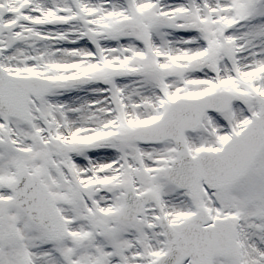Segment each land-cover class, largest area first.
<instances>
[{
    "label": "rangeland",
    "instance_id": "obj_1",
    "mask_svg": "<svg viewBox=\"0 0 264 264\" xmlns=\"http://www.w3.org/2000/svg\"><path fill=\"white\" fill-rule=\"evenodd\" d=\"M0 47L9 74L54 86L32 102L30 122L0 114V264H48L56 247L62 264L154 261L162 253L155 206L119 220L129 186L159 197L172 224L199 207L230 218L232 251L213 264H264V147L235 184L194 198L165 175L176 156L171 140L114 138L160 119L174 100L221 91L237 99L186 133L191 154L220 149L248 128L255 96L264 95V0H0ZM80 74L90 82L67 84ZM64 143L76 155L62 157ZM23 168L63 214L66 240L10 200ZM85 183L91 199L80 193ZM46 241L56 247L39 251Z\"/></svg>",
    "mask_w": 264,
    "mask_h": 264
},
{
    "label": "water",
    "instance_id": "obj_2",
    "mask_svg": "<svg viewBox=\"0 0 264 264\" xmlns=\"http://www.w3.org/2000/svg\"><path fill=\"white\" fill-rule=\"evenodd\" d=\"M6 78L7 77H4V79ZM3 80L0 78V110L2 112L13 114L24 119L27 118V104L29 102L30 95H39L38 91L41 89V87H39L38 83H35L36 85L26 87V85H20L14 80L11 81V78H9V80L8 78L6 79L8 83ZM15 86L19 88V91H16ZM44 93L45 89H42L40 95ZM223 97L225 98L223 100L222 107L217 106L221 105V103L217 101L219 100L218 97H210L196 102H183L181 103V107L177 109L191 107L193 112L192 122H195L201 118L202 113L206 108L213 107L217 108V110H225L235 99V96L230 94H223ZM257 102L260 105V116L256 118L250 130L244 132L241 137H236L234 139L230 146V148H232L231 152L234 153V155L232 157H228L225 154H218V156L216 155L217 157L215 158L217 160L209 161V164L211 163L213 166H215L213 170L221 173L223 177L222 182H220L216 176L207 175L206 171H210L212 169L208 168L206 164L202 166L197 165L196 161L205 159L209 160L213 157L202 156L197 158V160H190L186 148L179 143L180 160L177 161L174 169H172L171 171H175V176L183 181L185 180L184 176L189 174L186 178L189 184H186L185 186L198 187L200 185L201 179L206 176L211 179L207 182L208 184H210V187L212 189H216L222 186L230 185L243 176L245 170L247 169V166L252 162V160L259 153L260 149L264 146V99L258 97ZM152 128L153 127L146 128L144 133L142 131H136L131 135L121 136L118 138V140L140 138L146 141H155L159 139V136L157 134L148 136V133L154 130ZM175 139L178 140L177 138ZM235 149H237L238 152L235 153ZM227 159L230 160L225 161ZM179 165H187L185 168V174H183ZM197 170L206 171L200 177H198L195 175L197 173ZM175 176L171 177L175 179ZM13 191L16 194V202L30 215V217L35 222L45 225L50 230L58 231L60 236H65V233L61 229L58 215L51 205V201L46 193L45 188L39 183L37 177H35L34 175H30L27 170H23L20 173L18 181L15 182L13 186ZM152 200H154V198L151 195L139 196L134 193L132 188H127L125 195L126 202L123 213L121 215V219L128 221L134 220L138 213L142 210L143 206L147 202H150ZM201 214L202 216H205V213L202 210ZM225 222L229 225V222L227 220H224L219 221L214 226H210L207 229L193 230L191 232V234L203 232L202 237L211 238H204V243L202 245V247L204 248L203 255H208L209 260L215 253H228L231 249V234H229V237L220 235L218 238H216V235L214 234L222 228ZM163 228L166 231L169 237L170 244L172 246V251L167 257H164V260L172 259L174 249L176 247L172 233L175 236L182 229V227L174 228L169 226L168 223H164ZM181 231V234L179 233L180 235H178V241L186 243L184 247L182 246V243L179 244V254H183V256H189L191 252L188 249V246L192 245V239L189 238L188 242L185 241L184 235H187V231ZM222 240H225L228 243L223 245ZM181 251H184V253ZM169 264L175 263L172 261ZM207 264H209V261Z\"/></svg>",
    "mask_w": 264,
    "mask_h": 264
},
{
    "label": "bare ground",
    "instance_id": "obj_3",
    "mask_svg": "<svg viewBox=\"0 0 264 264\" xmlns=\"http://www.w3.org/2000/svg\"><path fill=\"white\" fill-rule=\"evenodd\" d=\"M36 261H37V259H36Z\"/></svg>",
    "mask_w": 264,
    "mask_h": 264
}]
</instances>
